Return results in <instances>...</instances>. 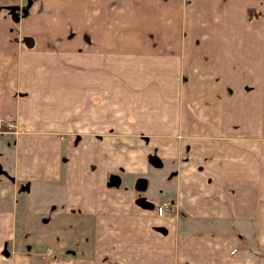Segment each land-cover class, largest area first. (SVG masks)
I'll return each mask as SVG.
<instances>
[{
    "label": "crops",
    "instance_id": "1",
    "mask_svg": "<svg viewBox=\"0 0 264 264\" xmlns=\"http://www.w3.org/2000/svg\"><path fill=\"white\" fill-rule=\"evenodd\" d=\"M0 264H264V0H0Z\"/></svg>",
    "mask_w": 264,
    "mask_h": 264
},
{
    "label": "rangeland",
    "instance_id": "2",
    "mask_svg": "<svg viewBox=\"0 0 264 264\" xmlns=\"http://www.w3.org/2000/svg\"><path fill=\"white\" fill-rule=\"evenodd\" d=\"M253 13V14H252ZM258 14V12H252L251 11V13H250V18H255L257 15L256 14ZM14 14V13H13ZM247 16H248V19H249V15L247 14ZM258 16H259V14H258ZM18 19H19V17H18ZM61 29V28H60ZM62 30L64 31L65 29H64V27H62ZM68 41L69 40H63V41H61L62 42V46L63 47H65V46H67L68 47ZM34 43H35V45H34ZM42 45H43V41H34V40H30V43H29V46H30V48H32L33 46H35V47H37V49H40L41 47H42ZM41 58V57H40ZM40 60V59H39ZM67 63H68V61H67ZM57 65V64H56ZM30 223H33V222H30ZM38 223V222H37ZM35 230L37 231V232H39V230L41 231V229L39 228H35ZM51 241L50 242H48V243H46L47 244V248L45 249L47 252H48V255L47 256H49L50 257V261L51 260H53V261H56L55 260V256H56V252H57V250H61V248H63L64 246H61V244L59 243V241H56L55 240V237L54 236H52L51 238Z\"/></svg>",
    "mask_w": 264,
    "mask_h": 264
},
{
    "label": "built area",
    "instance_id": "3",
    "mask_svg": "<svg viewBox=\"0 0 264 264\" xmlns=\"http://www.w3.org/2000/svg\"><path fill=\"white\" fill-rule=\"evenodd\" d=\"M6 126L11 128L12 127V124L10 122H6Z\"/></svg>",
    "mask_w": 264,
    "mask_h": 264
},
{
    "label": "trees",
    "instance_id": "4",
    "mask_svg": "<svg viewBox=\"0 0 264 264\" xmlns=\"http://www.w3.org/2000/svg\"><path fill=\"white\" fill-rule=\"evenodd\" d=\"M250 13H251V11H249V12H248V15H249V20L251 19V18H250ZM256 15H258V14H256Z\"/></svg>",
    "mask_w": 264,
    "mask_h": 264
}]
</instances>
